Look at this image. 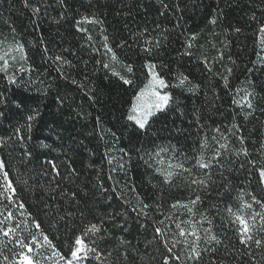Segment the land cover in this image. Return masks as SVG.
I'll use <instances>...</instances> for the list:
<instances>
[{
	"label": "trees",
	"instance_id": "obj_1",
	"mask_svg": "<svg viewBox=\"0 0 264 264\" xmlns=\"http://www.w3.org/2000/svg\"><path fill=\"white\" fill-rule=\"evenodd\" d=\"M30 4L0 0V159L16 188L13 199L24 204L19 209L0 196V212L7 205L13 226L23 222L18 236H28L27 226L51 241L34 246V260L66 264L83 235L106 259L89 254L73 264H252L242 255L235 217L251 223L264 215L253 200L264 203V0ZM151 70L170 100L141 129L128 116ZM247 93L254 110L234 103ZM201 156L210 167L197 166ZM52 164L61 173L55 181ZM169 164L183 169L166 179ZM72 169L76 174L63 179ZM2 185L0 179V191ZM61 192H75V201ZM177 202L193 211L172 209ZM143 203L151 205L147 216ZM90 224L100 232L84 235ZM193 227L199 249H209L200 261L188 260ZM208 230L220 245L206 244ZM13 248L0 236L10 260ZM0 264H7L2 256Z\"/></svg>",
	"mask_w": 264,
	"mask_h": 264
},
{
	"label": "snow or ice",
	"instance_id": "obj_2",
	"mask_svg": "<svg viewBox=\"0 0 264 264\" xmlns=\"http://www.w3.org/2000/svg\"><path fill=\"white\" fill-rule=\"evenodd\" d=\"M61 5L63 4V0H59ZM26 7H31L30 0H24ZM35 13H39L41 9L39 7H36L33 9ZM212 23H215V20L212 21ZM260 31L264 33V28H261ZM111 51V49H109ZM0 59H3L0 57ZM61 57L57 56L56 60H60ZM107 67V65H106ZM154 65H149V68H154ZM21 71H25V69H21ZM128 71L131 72L132 68L129 65ZM11 79V78H10ZM14 83L15 81L12 80ZM125 84L130 83V81L125 80ZM183 83V81H181ZM158 86H166L163 79H160L158 75H153V79L149 82L148 86L142 90L137 97L138 103L133 106L132 113L133 115H129L128 119L130 121H134L136 125L139 126V128L144 129L146 124L148 123L149 117H151L154 114V110H162L165 107H167L168 102L170 100V96L167 94L162 95L158 90ZM251 93H247L244 96H242L239 100H234V103L237 104L240 108H246L248 110H254V102L253 99H250ZM35 116H29L28 121L31 122L35 120ZM28 131L30 133L32 124L29 123L27 125ZM219 131V130H217ZM18 139L21 141L24 139L22 135H20V129L16 130ZM3 143H0V147H3ZM44 147H48L45 145ZM220 148L226 149V144H221ZM30 155V154H29ZM245 155L247 153L245 152ZM212 159L219 161L218 155H213ZM197 166L201 169H206L210 167V165L205 161L204 157L201 156L197 161H195ZM6 164L5 161L0 159V179L3 180L2 185V191H0V196L4 197V200H6L9 204H17L16 200L13 199V197L16 195V188L13 186L12 181L9 179V173L5 170ZM52 168L55 170V175L52 177V181H55L57 177L61 176V173L59 170H57V166L55 164H52ZM168 168L169 171L166 172L165 178L169 179L174 175L173 171L171 169L177 168V169H183L182 164H176L172 165L169 164ZM187 171V169H184ZM75 169L70 170L69 175L66 177H63V179H69L71 176H74ZM259 174L261 177L262 182H264V167H261L259 170ZM200 183L204 184L205 181L200 180L196 181L194 180L193 183ZM56 187H59L57 184ZM61 195L66 197L69 201L74 202L76 199V193H67V192H61ZM199 197H197V200ZM253 200L261 204L262 207H264V203L261 201L255 200V197H253ZM196 200L192 201V204H195ZM17 207L19 209L24 208L23 203L17 204ZM151 205L148 203H143L142 208L140 209V212L147 216V209L150 208ZM172 209H177L178 207H183L187 209L189 213L193 211L191 207H189L187 204H180L179 202L172 204ZM246 208H251V204H245ZM136 211V209H134ZM69 216L71 213H67ZM0 217H3L0 219V236L7 238L8 244H15V248L10 249L11 252L16 256L15 260H10L8 255H4L3 251L0 250V256L3 257V260L7 262V264H39V261L34 260L33 256L30 255L31 253H36V255H39V252L37 251V247H43L45 244L50 245L51 241L48 240V237L46 235H43L40 232H33L28 229L27 226H25L24 231L28 232V236H18L17 230L20 228V224L23 223L22 221L16 222L15 226H13V222L16 221V217L13 214V211L5 205L4 211L0 212ZM236 221L239 224V229L237 231L238 235V243L243 246L244 252L242 255H246L249 260L252 262V264H264V215H261L259 219L257 220L256 215L252 216V222L249 223L247 219H245L243 216L236 215L235 217ZM163 223V221H161ZM40 224H35V229H40ZM176 228L179 229V236L184 237L186 235L185 229L181 228L180 224L176 225ZM100 232V227L97 224H90L87 226L86 231L84 235L91 234L95 235ZM155 232L157 234L163 235V230L161 228H156ZM209 234L206 236V244L211 245L213 242L217 245H220L222 241L215 235L211 234V231L208 230ZM191 236L195 237V241L191 245L187 244V241H185L186 247L190 249V254L188 255V260L191 261H200L202 259V256L204 252L209 251V249L206 247L203 250L199 249V244L197 243L201 237L197 235L196 229L193 227L191 232L189 233ZM28 241L27 243L25 241ZM94 243V241H93ZM4 247H7V245H4ZM255 250L256 253L259 255V259H256V256L253 255L252 250ZM214 250V249H213ZM169 251L171 249L169 248ZM227 251V249H226ZM238 251V250H237ZM70 252H71V259L66 260V264H73L74 261L79 262L83 260H87L89 254H92L96 257V259L104 260L106 257H104L102 254L99 253V249L96 247L91 246L90 244L86 243L84 240L83 235H78L74 239V243L70 246ZM231 254V253H229ZM57 255H59L57 253ZM179 257H177L178 259ZM60 259H65L64 257H60Z\"/></svg>",
	"mask_w": 264,
	"mask_h": 264
},
{
	"label": "rangeland",
	"instance_id": "obj_3",
	"mask_svg": "<svg viewBox=\"0 0 264 264\" xmlns=\"http://www.w3.org/2000/svg\"><path fill=\"white\" fill-rule=\"evenodd\" d=\"M111 59H112V61H113L112 63H114V65L119 66V65L116 63V61L114 60L113 57H112ZM153 75H156V74H155V72H154L153 70H151V71H150V80H149V82L153 79ZM148 84H149V83H148ZM148 84H147V86H148ZM147 86H146V87H147ZM146 87H145V88H146ZM145 88H144V89H145ZM144 89H143V90H144ZM157 90H158L162 95L166 94V93L164 92V90H165V86H158V87H157ZM139 94H140V93H139ZM139 94H138V96H139ZM138 96H137V97H138ZM137 103H138V101H137V98H136L135 103H134V106H135ZM168 103H169V102H168ZM165 108H166V107H165ZM165 108H164V109H165ZM164 109L159 110V111L154 110V115H156V114L162 112ZM132 115H133V113H132ZM149 119H150V117H149ZM149 119H148V120H149Z\"/></svg>",
	"mask_w": 264,
	"mask_h": 264
}]
</instances>
